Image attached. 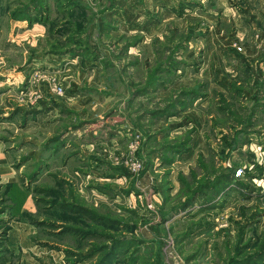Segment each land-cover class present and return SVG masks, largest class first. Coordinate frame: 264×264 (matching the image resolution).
<instances>
[{"label": "rangeland", "instance_id": "374dc122", "mask_svg": "<svg viewBox=\"0 0 264 264\" xmlns=\"http://www.w3.org/2000/svg\"><path fill=\"white\" fill-rule=\"evenodd\" d=\"M261 58L264 0H0V264H264Z\"/></svg>", "mask_w": 264, "mask_h": 264}, {"label": "crops", "instance_id": "0c3cea01", "mask_svg": "<svg viewBox=\"0 0 264 264\" xmlns=\"http://www.w3.org/2000/svg\"><path fill=\"white\" fill-rule=\"evenodd\" d=\"M246 52L248 53V55H249L250 58H255V55L258 53L257 50H253L252 48H247V49H246ZM250 53H252V54H250ZM259 56H260V55H259ZM259 56H258V57H259ZM255 60H256V59H255ZM260 62H262L261 65L264 64V63H263V58L260 59Z\"/></svg>", "mask_w": 264, "mask_h": 264}, {"label": "built area", "instance_id": "2783aa9c", "mask_svg": "<svg viewBox=\"0 0 264 264\" xmlns=\"http://www.w3.org/2000/svg\"><path fill=\"white\" fill-rule=\"evenodd\" d=\"M240 174H241V171L240 170H237L236 175L238 176Z\"/></svg>", "mask_w": 264, "mask_h": 264}]
</instances>
